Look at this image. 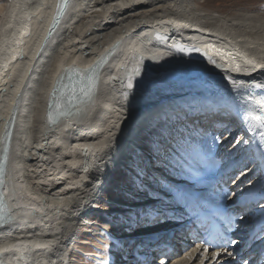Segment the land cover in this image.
<instances>
[{"label": "bare ground", "instance_id": "6f19581e", "mask_svg": "<svg viewBox=\"0 0 264 264\" xmlns=\"http://www.w3.org/2000/svg\"><path fill=\"white\" fill-rule=\"evenodd\" d=\"M5 1L6 7L0 4V164L4 153L8 162L0 190L5 214L0 224V264H67L75 232L87 214L104 209H99L98 199L112 173L128 165L126 153L131 149L139 163L146 157L136 142L151 125L189 110L188 114L206 112L210 105L225 104L227 111L233 106L242 112L245 124L253 111L255 116L264 114V83L239 81L246 74L240 69L264 72V11L228 14L197 7L194 0H67L56 21L61 0ZM174 44L184 45L186 51L176 50ZM194 48L198 51L187 50ZM218 60L228 68L222 69L226 75H218ZM137 66L140 74L132 76L133 89L125 96L127 77ZM179 71L186 74L172 75ZM38 75V92L29 93ZM32 94L34 102L29 100ZM70 104L60 118L49 120L48 108L55 111ZM30 124L31 131L24 133ZM241 130L225 144L221 137L227 132L220 129L197 139L188 137L202 150L188 160L183 152L184 156L172 155L169 145L171 155L159 158L167 163L160 174L153 164L143 167L145 178L152 180L144 185L139 179L138 188H133L136 206L105 207L107 216L136 208L160 209L158 217H133L123 226L124 236L130 239L136 231L141 241L147 226L161 228L156 218L170 220L173 215L175 223L176 217H186L196 206L213 203L200 197L201 192L216 188L213 178L224 181L243 166L251 155L248 150L259 154L255 160L264 174L262 138L254 141L258 146L243 150L241 161L230 160L241 151ZM185 140L174 141L175 148ZM232 143L238 145L235 151V144L231 147L233 152L221 165L216 155ZM254 167L248 166L245 169L251 173L237 175L232 185L227 184L234 193L246 189L253 200L264 196L263 175L255 181ZM158 178L165 184L161 190L154 186ZM190 180L195 187L188 184ZM140 196L152 203L140 206ZM172 222L164 228L170 229ZM175 243L178 247L176 241L170 245ZM188 250L164 264H235L225 254L212 259V251L196 248L195 257L186 255ZM123 254L128 255L126 249ZM95 255L102 263L110 262L98 252ZM253 257L239 249L236 254L248 263ZM151 260L147 258V264H153Z\"/></svg>", "mask_w": 264, "mask_h": 264}, {"label": "rangeland", "instance_id": "374dc122", "mask_svg": "<svg viewBox=\"0 0 264 264\" xmlns=\"http://www.w3.org/2000/svg\"><path fill=\"white\" fill-rule=\"evenodd\" d=\"M194 2H195V4H197V7L207 8V9H210V10H215V11L228 13V14L232 13L234 11H237V10L264 11V0H194ZM7 3L8 2H6L5 0H3V1L1 0L0 1V4L3 5L4 7H6L8 5ZM52 59H53V57L50 58V61ZM37 69H39V67ZM38 73H40V72H38ZM75 76H76L75 74L71 75L67 79V81L70 80L71 77H75ZM39 80L41 81V79L39 78V75H38V77H36L34 79L32 85L30 87L29 93L38 92V86L40 84ZM34 98H35V96H34ZM34 98H33V94H32L31 97L29 98V100H31L30 102H32V101L34 102V100H35ZM174 121L175 120H172L171 118L168 119V120L164 119V120L160 121L161 123H159L157 126H155V128H153L152 130H150L148 132L146 131V133L143 131V133L140 136V140L136 142V143H139L138 145L141 146L143 149H140L139 147H138V149L142 150L143 152L145 151L144 153H148L150 155H157L154 152V149L158 146V142H164V139L166 138L167 133H169V131L172 129V124H174V129L176 128V123ZM176 122H178V120H176ZM30 127H31V124L29 126H26L25 129H24V133L26 131L30 132L31 129H32V127L31 128ZM239 136L240 135L236 136V139H234V140H237V138ZM141 139H143V140H141ZM239 139H241V137ZM180 146H182L181 147L182 151H184L185 153H188L189 155H193V151L192 152L189 151L191 149H190V147L188 145L184 146L182 144ZM230 148L231 147L227 146V148H224L222 153L220 152V154H219L220 156L216 155V159L220 158L219 160H220V164L221 165L226 164L224 159H225V155H227V154L230 155L231 154V153H228V152H230L229 151ZM242 152L243 151L239 152L237 154V157H236V153L232 154L231 157H230V160L235 159L236 162L241 161L240 157H241V153ZM198 153H200V152H198ZM126 154L127 155L125 157V161H128V162H126L127 164L132 163V161H134L135 162L134 165H139L140 166L139 161L135 160L133 155L131 154V149ZM249 154H251V155L246 156L245 159H244V165L240 166L239 168H235L237 170H234V172L235 171L236 172L233 175V179L230 178L231 183H234L236 178L238 176H240L241 174L243 175L244 173L245 174L249 173L250 169H245V168H247L248 166H252V165L255 166L254 169L258 166L256 168L258 171L253 174V176L255 177V181L261 177L262 172L259 171L260 167L258 165L260 163H257V161H255V159H256L255 156H257L256 152L253 151V150H249ZM221 156H223L224 158L221 157ZM184 157L186 159L188 158V156H184ZM127 159H129V160H127ZM137 162H138V164H137ZM159 165L162 168H164L165 166H167V163H161ZM249 168H253V167H249ZM159 169H160V167H159ZM254 169L252 170V172L254 171ZM243 170L244 171L246 170V171L244 172ZM116 171L119 173L121 171V168H120V170H116ZM116 171H114L112 173V175ZM254 177H253V179H254ZM124 179L126 180V183L123 184L122 183L123 180L120 181L118 179V177H117L116 180H115V178H112V180H110L111 183L109 182V183H107V185H104L103 189L105 188V192L111 190L108 187H114V186L120 188V190L126 189V188H128L127 184L129 183V181L127 180L128 178H124ZM188 184H193L192 187H195V185H196L191 180L189 181ZM133 188L135 189L136 187H133ZM107 189H109V190H107ZM238 192H240V191H238ZM238 192H235L234 194H237ZM133 194H134L133 191H132V194H131L132 196L131 195H125L124 193H122V194L118 193L117 194V192H114V193L111 192V193H108L106 195H103V193H101V195H100L101 199H98L97 204L100 205L101 200H102V196H105V198L108 199V200L112 201L111 198H116L123 205L124 204L128 205V203H130L129 206H133V205L135 206L134 203L136 202V200L134 201V199H133L134 195ZM103 201H105V200H103ZM112 206L113 205L111 203L107 202V206H103V207L104 208L106 207V208L109 209ZM95 207L96 206H94L92 208V211H95L94 210ZM113 207L118 208V209L119 208H121V209H125L126 208L125 210H129V208L126 207V206H119V207L113 206ZM121 209H119V210H121ZM136 209L133 210V212H124V213H121V214L117 213L113 217L103 216L101 213H98V211L91 212L90 214H87L86 217L88 219L80 227H78V229L75 232L74 237L72 239V242H71L72 244L69 247V251L66 253V256H68L67 264H97V262H95V261H93L91 259H92V257L93 258L97 257L95 255L96 251L101 253L102 249L105 247V245H106V243L108 241L107 240L108 235H107V231H105V229L110 231L111 233H115V234L116 233H118V234L121 233V234H123V231L126 230V229H123V226H127L128 225L127 220H132L133 217H137L138 214L141 213V210H138V208H136ZM107 215H109V213H107ZM91 217L95 218V220H96L95 223L97 225L99 224L98 226H92L91 225L92 222L89 221V219ZM138 217L143 218L142 215H140ZM158 219L159 218H156L154 222L155 223L161 222L162 224L164 223V221L162 222V219L161 220L159 219L160 221ZM143 223L144 222H142V224ZM148 223H150V222H148ZM130 225H132V224L130 223ZM134 225H136V224H134ZM135 232L136 231H134L133 233H135ZM126 233L129 234L130 232L127 231ZM132 234H130V235H132ZM80 249H81V251H85V252L91 253V254H87L86 256H82L79 253V251H78Z\"/></svg>", "mask_w": 264, "mask_h": 264}, {"label": "snow or ice", "instance_id": "6c2138e0", "mask_svg": "<svg viewBox=\"0 0 264 264\" xmlns=\"http://www.w3.org/2000/svg\"><path fill=\"white\" fill-rule=\"evenodd\" d=\"M66 2V0H65ZM157 38H160L157 34ZM173 47L181 52L186 51V48L184 45L182 44H174ZM187 50H194V51H198V49H187ZM140 74V69L137 66L136 68H134L132 70V75H128L127 77V83L125 84V89L126 91L124 92V95L127 96L129 95V93L131 92V90L133 89V84H132V76H139ZM249 116H251V114H248ZM252 119L256 120V121H260L261 122V127H264V117L261 116H255V117H251ZM261 137L262 139H264V133H261ZM154 152L157 154V158H160V153H163L164 155H168L170 156L171 154L167 151V148H165L162 144V142H158V146L154 149ZM171 162V161H169ZM176 163H179V161H176ZM139 168V171L136 173L137 178H140L141 175L143 174L144 176L147 175V173L145 172L144 168L139 167V165L137 166ZM143 180H141V183L143 184ZM138 215H142L144 216L146 219L149 217H153V216H159L160 215V209L153 207L152 209H142L141 213H139ZM233 244L236 243L235 240L231 241ZM227 243V242H225ZM219 255V253H214L212 256V259H216V257Z\"/></svg>", "mask_w": 264, "mask_h": 264}, {"label": "water", "instance_id": "95a60500", "mask_svg": "<svg viewBox=\"0 0 264 264\" xmlns=\"http://www.w3.org/2000/svg\"><path fill=\"white\" fill-rule=\"evenodd\" d=\"M65 5H66V2H65V0H63V5H62V8L60 9V12H59V15L57 16L56 21L58 20V17L60 16V14L64 11ZM71 104L68 105V107L60 106V107L56 108L55 111L51 110V108H48V110H47V116L49 117V120L51 121L53 118H56V120H57V118H60L68 109L71 108L70 107ZM6 162H8V157L4 153L1 156V164H0V190L2 188L1 181H2V177L4 176V171L6 169V166H5L6 165ZM2 203H3L2 193L0 191V224L2 223V219L5 216V214L3 212V207H2L3 204ZM2 264H4V263H2Z\"/></svg>", "mask_w": 264, "mask_h": 264}]
</instances>
